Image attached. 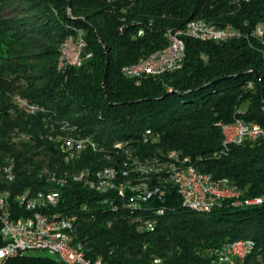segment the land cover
Wrapping results in <instances>:
<instances>
[{
  "label": "trees",
  "instance_id": "16d2710c",
  "mask_svg": "<svg viewBox=\"0 0 264 264\" xmlns=\"http://www.w3.org/2000/svg\"><path fill=\"white\" fill-rule=\"evenodd\" d=\"M6 5L0 0V29L19 25L24 34L48 39L26 58L34 63L22 76L0 63V172L7 175L1 164H12L14 174L10 182L0 175V187L13 195L59 189L62 200L52 211L78 215L76 239L107 264H212L211 251L239 239L255 245L237 264H264V144L226 147L222 131L223 123L238 118L264 125V41L254 34L264 24V0H43L36 5L43 14L29 22L4 17ZM190 20L231 26L241 35L228 41L186 38L180 70L142 80L123 75L125 65L165 48L168 31ZM79 30L92 56L80 67L61 69L62 46ZM6 40L0 36V44ZM18 96L38 111L30 112ZM62 123L75 127L70 133L91 135L111 159L93 152L95 165L66 163L58 147L66 135ZM119 142L122 147L114 149ZM171 150L190 156L213 177L229 179L242 192L240 200L263 202L224 199L201 212L185 206L178 187L156 173L144 174L153 192L145 201L134 199L130 189L124 198L108 197L73 178L81 169L96 172L119 159L115 168L124 179L121 158L147 160ZM13 207L27 214L17 203ZM0 209L10 213V206ZM145 220L154 226L139 227ZM2 264L65 263L25 253Z\"/></svg>",
  "mask_w": 264,
  "mask_h": 264
},
{
  "label": "built area",
  "instance_id": "2783aa9c",
  "mask_svg": "<svg viewBox=\"0 0 264 264\" xmlns=\"http://www.w3.org/2000/svg\"><path fill=\"white\" fill-rule=\"evenodd\" d=\"M204 26L218 25H197L195 24V20H190L182 28L169 30L168 34L172 38L174 54L181 51L183 43H186V41L179 40V33H194V27H202V33H204ZM139 34H143V30H140ZM254 34L264 41V26H256ZM209 35L217 38L218 41H228L232 40V35H241V33H234V27L221 26V33ZM87 46L85 32L82 30V46L80 50H69L70 67H80L85 59L92 56V52L87 51ZM184 62L167 61L166 58L161 65H151L141 70L142 79L148 76L157 77L165 73L180 70L183 68ZM122 73L125 77L131 79L132 73H126V71H122ZM18 100L23 106L36 107L34 103L27 102V100L24 101V99L19 97ZM226 125L230 129L231 145H241L247 141H261L264 144L263 124L248 122L242 118H238L233 122L226 123ZM152 133L150 130V133L147 135H152ZM70 134L75 135V133ZM158 138V134L153 137L155 141ZM88 139L84 138V144H91L92 146L97 144V142ZM59 147H63L64 149V144L59 143ZM115 147L121 148L122 144H115ZM70 158L71 155L65 156L64 160L68 161ZM154 163L147 167H156L158 175L168 176L173 180L183 179L182 192L179 193L183 204L187 207H198V211H201V207H208L210 212L224 200L222 199V191H231L232 194H236L237 186L229 179L215 178L211 173L200 170L193 163V159L188 155H184L181 151H179V156L163 155L160 158H156ZM147 167H144L143 170L147 171ZM1 170L13 171V165L1 164ZM73 178L100 194L109 195L108 197L116 195L117 197L124 198L127 189H130V195L137 201H145L153 194L152 191L143 190V192H140L141 188L133 185L116 184V186H107V175L106 180H97V173H86L83 174V177ZM57 182L63 183L65 181ZM214 193H221V200H218V203H209L208 194ZM61 200L62 196H55V189H39L34 191L32 188H27L21 193L13 195L10 189L0 187V201L3 202V206H10V213H3V209H0V238L3 242L0 246V260L4 261L8 257L30 253L34 250H44L65 264H98L97 256L91 257L89 253L78 254L71 251V244L84 245V243L76 239L78 215L60 214L52 211ZM137 201L131 203V205H135ZM13 202L17 203L20 208L21 202H30V210H24L27 214L23 215L14 209ZM262 202L263 197H256L255 199L236 205L243 203L250 205ZM65 220H74V228H65ZM141 223L142 228H149L153 222L145 220ZM47 224H59V231L51 233V241H40L39 227H46ZM54 234H63V241L53 243ZM249 248L251 246L245 242H227L219 249L211 251V255H213L212 264H233L225 263L223 261V254L233 255V253H241L246 255ZM159 262L154 259V263Z\"/></svg>",
  "mask_w": 264,
  "mask_h": 264
},
{
  "label": "bare ground",
  "instance_id": "6f19581e",
  "mask_svg": "<svg viewBox=\"0 0 264 264\" xmlns=\"http://www.w3.org/2000/svg\"><path fill=\"white\" fill-rule=\"evenodd\" d=\"M195 24L206 25L209 23L202 22L200 20H195ZM257 26H264V24L260 23ZM226 27H229V26H226ZM216 33H221V26H204V33H202V27H194V33H179V40L185 41L186 38H194V39H199L202 41H218L217 38L209 35V34H216ZM234 33H239V32L236 31L234 28ZM167 36H168V45L165 48L157 50V51H155V52H153L147 56H143L137 62H135L133 64L125 65L122 68V71H126V73H132L131 79L140 80L142 78V71L141 70H143L146 67H149L151 65H161L165 61L166 58H167V61L183 62L185 59V55H186V43H183V48L181 49V51L177 52V54H174V48H172V38H171L170 34H167ZM239 36L240 35H232V40L238 38ZM81 46H82V30H79L77 35L75 37H70L63 46L62 54H61V58H60L61 59V62H60V68L61 69L70 66L69 50H80ZM27 108L32 113H36L38 111L37 105H36V107L27 106ZM222 131L224 134L223 143L226 147H228L231 145V143H230V129L227 127L226 123L222 124ZM148 133H150V130L146 131V135ZM71 136H73V135H70V137ZM93 141H95V140H93ZM63 142L64 141L60 142V144H63ZM117 144H122V143L119 142ZM78 148H77V150H78ZM59 149L61 150V149H63V147H59ZM165 156H179V152L177 150H171L167 154H165ZM79 157H80V155H79ZM71 160H73L72 156L70 159H68V161L71 162ZM68 161H67V163H68ZM139 169L140 170H138V169H136V170H138V173L140 171L141 174L140 173L138 174L139 179H137V180L135 179L136 180L135 182H134V180L131 181L128 178L129 167H127L123 171V176L125 177L124 179L121 178L120 172L115 167H106V168L98 170L96 172H92L88 169H84V170L76 172L73 175V177H83V174H86V173H97V180H106V175H107V186H116V184L133 185V186H138L145 191H150V189H148L149 184L147 182H145V180L141 179L142 180L141 181L140 178H141L142 174L143 175L144 174L145 175H151L154 173L157 174V168L156 167H147V171L143 170L141 167ZM5 172L7 173L6 176L9 179V181H13L14 180L13 171H5ZM164 177H166L165 178L166 180H169L172 183H174L178 187L179 192H182L183 179L173 180L172 178H170L168 176H164ZM53 179H57V178L55 177ZM57 181H65V179L60 178ZM241 194H242V192L240 190H238L237 188H236V194H232L231 191H222V199H234L236 204H239L241 202H247V201L251 200L250 198L246 199L244 201L240 200ZM55 196H62L59 189H55ZM218 200H221V193L208 194V202L209 203H218ZM0 204L3 206L2 201H0ZM21 206L24 207L25 210H30V202H21ZM188 208L198 211V207H188ZM201 212H209V208L208 207H201ZM3 213H8V212L4 210ZM153 226H154V224L152 223L149 228H152ZM65 228H74V220H65ZM58 231H59V224H47L46 227H39L40 241H51V233L58 232ZM62 241H63V234H54L53 243H60ZM233 242H245L248 245H250L251 248H249L246 255H243L241 253H233V255L223 254V261L225 263L237 264L238 261H243L244 259H246L251 254V252L254 248V245H255L253 240H251V239H239V240H236ZM71 251L76 252L78 254H88L89 249H86V247L84 245L71 244ZM157 260L160 261V259H157ZM97 262H98V264H107L101 258H97Z\"/></svg>",
  "mask_w": 264,
  "mask_h": 264
},
{
  "label": "rangeland",
  "instance_id": "374dc122",
  "mask_svg": "<svg viewBox=\"0 0 264 264\" xmlns=\"http://www.w3.org/2000/svg\"><path fill=\"white\" fill-rule=\"evenodd\" d=\"M35 1L42 2L43 0H2V3L7 4L6 7H4V12H3L4 17H6L8 19H18V20L22 19V20H25L26 22L36 21V19H38L43 14V11L40 9L41 6H36L40 2H35ZM71 10L72 9L70 7L69 8L70 13H71ZM25 21H23V22H25ZM21 29L22 28L19 25L18 26L11 25L8 28H6L5 30L0 29V36L3 37L4 39H7L6 44H4V43L0 44V63H2L4 65V67H6V68H10L13 71H17L20 76H22V72L25 70V68L28 65L34 63L32 61L27 60L26 58L32 57V56H29V55H32V53L41 51L42 47H40V45L43 43H46L45 41H47V39H48V37L45 38V36H39V35H35V34L34 35L24 34V32H22ZM2 31H4V32H2ZM67 40H66V42H67ZM64 44H63V46H64ZM63 46H62V49H63ZM60 62H61V59L59 61V67H60ZM20 82H21V80H20ZM250 86H252V84H250ZM18 97L21 98L20 96H18ZM24 101H26V100L24 99ZM62 124H63L62 128L65 127L64 132L66 135H64V134H63V136L60 135L62 137L61 139H64L63 140L64 141L63 142L64 149H61V150L59 149V152L61 153L63 158L65 156L71 155L73 157V160H71V162L87 160L89 163H91V165H95V160L90 158L91 154H93V152H94V153L103 154L106 160L111 159L112 154H108V152H105L104 145H101V144L99 145L98 142H97V144H95V146H92L91 144H84V141H83L84 138L85 139L89 138L88 140L93 141L91 135L86 136L83 133L76 131L75 135L73 134L74 136L70 137V131L75 129V127L72 126L71 127L72 129H71V128H69L68 123H62ZM17 140H19V138ZM25 142H26V139H25ZM20 146H22V144ZM113 146H114V149H119V148L115 147V144ZM77 148H78V150H77ZM117 154L119 155L120 153L117 152ZM165 154H167V153H165ZM79 155H80V157H79ZM160 157H161L160 152L155 153L153 156L150 157V159H147V160H141L138 156H132L129 159L128 158L125 159L123 157V158H121L120 165L123 164L125 167H129L128 178L131 181H133L135 179L136 180L139 179L138 174L139 173L141 174V172L139 171V173H138V170H140L139 169L140 167L142 169H144V167L155 164L154 160L156 158H160ZM99 160H103V158L101 157ZM118 161H120V160L115 159L112 162V164H110L108 166H104V167H116L117 168L118 167L117 166ZM66 163H67V161H66ZM68 163H69V161H68ZM102 168H103V166H102ZM136 169H138V170H136ZM81 170H83V169H81ZM81 170H79V171H81ZM0 175H2L6 179L7 182H10L9 179L6 177V175H3L1 172H0ZM148 177L149 176H145L142 174L140 180L141 179L143 180V179L148 178ZM141 225L142 224H139L138 226L140 227ZM30 253L36 254V255H48L49 254L48 252H46L44 250H34V251H31ZM51 256H53V255H51ZM0 264H2L1 260H0Z\"/></svg>",
  "mask_w": 264,
  "mask_h": 264
}]
</instances>
